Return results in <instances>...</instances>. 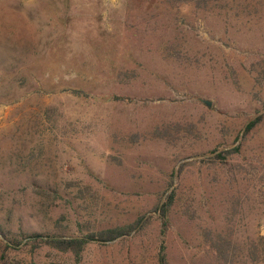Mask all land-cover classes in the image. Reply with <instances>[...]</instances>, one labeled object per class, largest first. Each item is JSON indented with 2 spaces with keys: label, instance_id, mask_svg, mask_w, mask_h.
<instances>
[{
  "label": "rangeland",
  "instance_id": "rangeland-1",
  "mask_svg": "<svg viewBox=\"0 0 264 264\" xmlns=\"http://www.w3.org/2000/svg\"><path fill=\"white\" fill-rule=\"evenodd\" d=\"M174 189L170 264L264 235V0H0V264H158ZM142 215L80 262L8 240Z\"/></svg>",
  "mask_w": 264,
  "mask_h": 264
},
{
  "label": "trees",
  "instance_id": "trees-1",
  "mask_svg": "<svg viewBox=\"0 0 264 264\" xmlns=\"http://www.w3.org/2000/svg\"><path fill=\"white\" fill-rule=\"evenodd\" d=\"M175 4L179 5L182 3H193L199 8L207 6L209 0H172ZM114 98H124L115 96ZM253 124H251L252 126ZM182 128V125L178 124L175 126L167 125L163 129L157 128L155 130L156 137L173 138ZM231 153L230 150L223 151L220 158L225 159L226 155ZM176 203V190L174 189L169 193L166 200L157 207L159 217L162 222V234L164 237L161 238L159 250L157 253L158 264H170L167 253V244L165 240V233L171 226V211ZM144 221V215L138 217L131 223L110 226L105 228H99L91 230L82 236H63V235H51L43 233H29L25 234L21 239L13 237L8 239L9 243L20 244L25 238H29V242L34 247L47 245L60 252L70 253L74 257L76 262H80L83 253L90 244L105 245L109 242H113L117 239H124L137 232ZM0 236L7 237L6 233L0 228ZM218 239L212 240L213 246L217 249V256L222 260V264H260L264 262V235H258L251 238L245 243L246 250L242 252V244L238 236L233 237V232L220 233L217 235ZM7 243V246H10Z\"/></svg>",
  "mask_w": 264,
  "mask_h": 264
},
{
  "label": "water",
  "instance_id": "water-1",
  "mask_svg": "<svg viewBox=\"0 0 264 264\" xmlns=\"http://www.w3.org/2000/svg\"><path fill=\"white\" fill-rule=\"evenodd\" d=\"M208 104H210V103L208 102Z\"/></svg>",
  "mask_w": 264,
  "mask_h": 264
}]
</instances>
